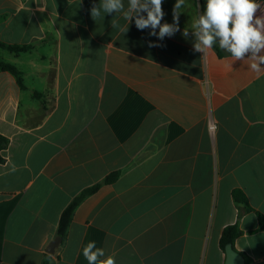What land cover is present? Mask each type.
I'll return each instance as SVG.
<instances>
[{
  "label": "crops",
  "instance_id": "0c3cea01",
  "mask_svg": "<svg viewBox=\"0 0 264 264\" xmlns=\"http://www.w3.org/2000/svg\"><path fill=\"white\" fill-rule=\"evenodd\" d=\"M175 2L164 0L162 23L173 22ZM99 3L0 0V40L29 47L0 49L22 81L0 70V134L9 140L0 264H43L63 211L96 184L51 264H88L90 241L116 264H225L221 238L233 225L235 250L264 264V72L218 44L204 56L194 50L206 0H185L180 31L163 41L134 19L125 34L113 29L115 15L127 24L121 14L94 21Z\"/></svg>",
  "mask_w": 264,
  "mask_h": 264
},
{
  "label": "clouds",
  "instance_id": "9594fccd",
  "mask_svg": "<svg viewBox=\"0 0 264 264\" xmlns=\"http://www.w3.org/2000/svg\"><path fill=\"white\" fill-rule=\"evenodd\" d=\"M163 3L164 0H128L126 7L124 0H100L99 5L93 4L90 15L94 21H103L105 14H121L127 24L120 25L115 15L111 20L113 29L125 34L134 19L138 30L150 29V36L163 41L180 31L179 17L185 0H176L172 23H162L165 16ZM258 11L260 15H257ZM182 35L187 38L189 30L185 28ZM191 35L195 38L194 50L203 56L218 44L221 50L230 54L232 62L250 61L248 67L253 72H264L261 68L264 64V54H261L264 52V4L259 0H206L203 13L192 24ZM149 46L161 45L149 41ZM228 67L231 68V64ZM82 253L88 264H116L115 254L106 256L104 249L98 248L94 241L88 242Z\"/></svg>",
  "mask_w": 264,
  "mask_h": 264
},
{
  "label": "trees",
  "instance_id": "16d2710c",
  "mask_svg": "<svg viewBox=\"0 0 264 264\" xmlns=\"http://www.w3.org/2000/svg\"><path fill=\"white\" fill-rule=\"evenodd\" d=\"M202 4H204V0H201ZM29 47L27 46H11V45H6L0 40V49H8L10 51L20 53L27 51ZM0 70L3 71H10L17 77H19V84L22 85V81L20 79V72L12 65L4 63L1 58H0ZM9 140L0 134V164L4 163V158L2 157V152L8 147ZM118 178V174L114 173L108 176L105 179L106 184H111L116 181ZM101 187V184H96L92 187H89L85 190H83L71 203L70 205L63 211L60 221H59V226H58V237L61 238L62 242H65L67 237H68V232L69 228L71 226V223L73 221L74 214L77 210V208L81 205V203L88 198L89 196L95 194ZM235 199L238 203H245L247 204V199L245 198L244 194L241 192H235ZM259 221H260V226L262 229H264V216L260 213H258ZM240 234V230L238 225H233L227 227L222 235L221 238V247L223 249H226L227 245L235 243V240ZM244 256V255H243ZM245 257V264H250V259H248L246 256ZM43 264H51V256L46 255V259Z\"/></svg>",
  "mask_w": 264,
  "mask_h": 264
},
{
  "label": "water",
  "instance_id": "95a60500",
  "mask_svg": "<svg viewBox=\"0 0 264 264\" xmlns=\"http://www.w3.org/2000/svg\"><path fill=\"white\" fill-rule=\"evenodd\" d=\"M62 242L60 237H57L48 247L47 253L49 255H53L55 253L56 248ZM245 257L235 250L233 244H229L226 247V262L225 264H245Z\"/></svg>",
  "mask_w": 264,
  "mask_h": 264
},
{
  "label": "rangeland",
  "instance_id": "374dc122",
  "mask_svg": "<svg viewBox=\"0 0 264 264\" xmlns=\"http://www.w3.org/2000/svg\"><path fill=\"white\" fill-rule=\"evenodd\" d=\"M259 2L264 4V0H259ZM257 15H260L259 11L257 12Z\"/></svg>",
  "mask_w": 264,
  "mask_h": 264
}]
</instances>
